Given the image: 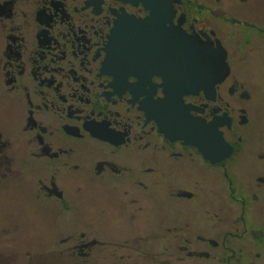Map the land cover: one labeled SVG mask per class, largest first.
Returning a JSON list of instances; mask_svg holds the SVG:
<instances>
[{
    "label": "flooded vegetation",
    "instance_id": "obj_1",
    "mask_svg": "<svg viewBox=\"0 0 264 264\" xmlns=\"http://www.w3.org/2000/svg\"><path fill=\"white\" fill-rule=\"evenodd\" d=\"M249 1L0 0V92L15 115L0 123V188L30 180L61 221L47 249L62 264H264V143L245 173L253 95L227 45L226 26L264 41V24L234 13ZM223 50L230 71L212 91ZM195 119L220 124L229 157L212 163L179 138ZM96 186L139 228L79 222L77 198ZM159 195L178 209L147 232L136 222ZM14 228L1 226L3 242ZM38 255L5 250L0 264Z\"/></svg>",
    "mask_w": 264,
    "mask_h": 264
},
{
    "label": "rangeland",
    "instance_id": "obj_2",
    "mask_svg": "<svg viewBox=\"0 0 264 264\" xmlns=\"http://www.w3.org/2000/svg\"><path fill=\"white\" fill-rule=\"evenodd\" d=\"M233 10L235 14L247 17L252 22L264 24V0H250L246 6L237 5ZM237 15L234 17L240 19ZM226 27L232 30H228V33H234V38L227 45L232 50L237 49L236 55H233V66L253 95L248 107L254 116L255 137L251 138L247 152L241 159L243 171L251 173L254 170L252 155L256 145L264 143V41L253 37L250 43H243L240 28ZM14 119L12 104L0 92V123L11 125ZM30 184L28 178L19 177L8 187L0 188V229L6 220L15 227L11 236L12 244L3 242L0 237V254L5 250L16 254H44L29 263L62 264L61 259L47 249L57 238L61 221L55 220L49 208L42 207L34 200ZM77 202L80 207L78 221L93 225L107 236L128 235L134 227L139 228V225L129 222L128 212L116 193L96 186L79 195ZM145 207L146 211L136 223H144L147 232H153L159 220L173 219L178 209L160 195L146 199ZM0 262L6 263L7 260L0 258ZM27 262L25 256H22L15 264Z\"/></svg>",
    "mask_w": 264,
    "mask_h": 264
},
{
    "label": "water",
    "instance_id": "obj_3",
    "mask_svg": "<svg viewBox=\"0 0 264 264\" xmlns=\"http://www.w3.org/2000/svg\"><path fill=\"white\" fill-rule=\"evenodd\" d=\"M215 59L216 61L212 60L210 63L212 91L228 76L230 71L226 51L223 50L222 55ZM215 69L216 72H214ZM180 102H182L181 99ZM219 127L220 124L216 121L203 125V122L195 119L190 123L188 133L179 138L198 146L206 159L216 163L229 157L233 152V148L226 142Z\"/></svg>",
    "mask_w": 264,
    "mask_h": 264
}]
</instances>
